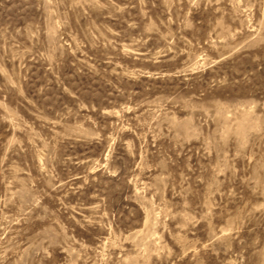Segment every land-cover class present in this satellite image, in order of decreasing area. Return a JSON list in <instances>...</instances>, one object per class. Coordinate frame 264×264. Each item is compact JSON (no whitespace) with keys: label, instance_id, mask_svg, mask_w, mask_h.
<instances>
[{"label":"rangeland","instance_id":"374dc122","mask_svg":"<svg viewBox=\"0 0 264 264\" xmlns=\"http://www.w3.org/2000/svg\"><path fill=\"white\" fill-rule=\"evenodd\" d=\"M0 264H264V0H0Z\"/></svg>","mask_w":264,"mask_h":264}]
</instances>
